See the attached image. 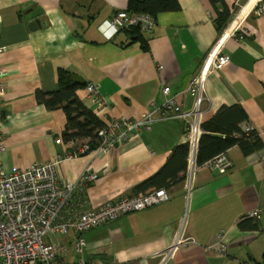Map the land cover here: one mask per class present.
Segmentation results:
<instances>
[{
  "label": "crops",
  "instance_id": "obj_1",
  "mask_svg": "<svg viewBox=\"0 0 264 264\" xmlns=\"http://www.w3.org/2000/svg\"><path fill=\"white\" fill-rule=\"evenodd\" d=\"M130 1L142 0H0V70L5 90L0 107V174L24 171L55 160L60 183L77 181L84 171L98 179L75 193L73 204L98 207L120 196H137L134 188L154 176L174 147L186 143V123L155 113L150 130L116 143L108 154L96 151L74 157L70 140H63L68 114L63 106L49 109L37 97L49 99L60 90L59 78L76 76L75 95L104 126L120 118L139 119L170 93L182 111L194 109L185 93L199 74L211 49L221 39L218 13L234 17L243 38H228L219 50L229 63L211 71L203 82L200 110L203 123L222 107L239 106L264 145V12L252 0H177L179 8L156 16L150 33H118L102 37L98 26ZM242 3V4H241ZM264 3V2H263ZM243 5V6H242ZM242 17V18H241ZM41 27L31 31L29 23ZM69 82V81H67ZM95 84L105 101L93 105L85 86ZM90 140V139H89ZM91 146V144H90ZM92 142V149H95ZM230 167L219 174L207 165L195 172L187 193L185 181L170 187L169 201L126 214L85 234L86 264H254L264 254V147L248 156L234 146L225 153ZM259 208L257 231H242L238 223ZM186 214L183 236L196 245L174 243ZM224 234L225 255L218 235ZM68 240L67 244H70ZM207 247H212L206 250ZM66 259L74 262L70 250Z\"/></svg>",
  "mask_w": 264,
  "mask_h": 264
},
{
  "label": "built area",
  "instance_id": "obj_2",
  "mask_svg": "<svg viewBox=\"0 0 264 264\" xmlns=\"http://www.w3.org/2000/svg\"><path fill=\"white\" fill-rule=\"evenodd\" d=\"M264 0H256L257 13L264 12ZM242 7L240 8V10ZM239 13V12H238ZM237 15H234V18ZM232 20V21H233ZM232 21L221 32V39L205 57L199 74L190 82L185 93L193 98L194 109L182 111L171 95L169 87L162 90L164 101L160 106H154L149 113H144L139 119L120 118L111 120L96 131V148L90 147V140L77 144L76 139L68 142L74 150V157L86 155L91 151L108 154L112 147L128 140L132 135L151 129L158 113L162 119H180L186 123L187 168L184 181L187 193L192 178L199 167L196 164L198 144L204 134L202 129L203 113L200 110L202 88L206 76L214 70L229 63L227 55L221 54L219 45L222 41L236 37L241 40L243 32L239 24L230 27ZM155 19L147 14L134 13L128 10L117 11L112 19L103 21L98 30L107 41L118 33L130 29L138 33H150L155 27ZM4 71L0 70V107L5 90L1 82ZM86 93L93 105L99 109L105 107V101L99 93V87L88 83ZM245 133L253 131L251 126L243 127ZM3 137L0 134V153L3 152ZM60 160L47 163H36L24 171L0 174V264H86L85 234L109 222L115 221L126 214L136 213L169 201V193L165 189H156L137 196H120L117 200L106 202L98 207H90L86 201L77 205L73 199L77 191L87 189L98 179L96 172L86 170L77 181L60 183L56 174V166ZM205 165L219 174H224L230 167L225 154L216 156ZM262 210L256 208L248 211L243 219L257 224ZM186 214L181 219L179 229L172 246L164 255L165 258L181 246L196 245L191 237L183 236ZM224 234L218 235L217 244L220 255H225L226 245ZM70 240V244L67 242ZM212 247H207L210 250ZM73 252L75 261L66 259L69 251Z\"/></svg>",
  "mask_w": 264,
  "mask_h": 264
},
{
  "label": "trees",
  "instance_id": "obj_3",
  "mask_svg": "<svg viewBox=\"0 0 264 264\" xmlns=\"http://www.w3.org/2000/svg\"><path fill=\"white\" fill-rule=\"evenodd\" d=\"M178 8L177 0H142L130 1L128 4V11L147 14L154 19L160 13L173 12ZM230 18L231 16L225 11L218 13L217 27L220 32L224 30ZM125 32L140 35L134 29ZM58 82L60 90L57 93L49 99L38 94V99L49 109L57 106L64 107L68 114L67 127L63 134L64 141L73 138L90 139L92 148L96 131L103 127L102 123L78 100L75 95L76 85L67 82L66 76L60 77ZM245 121L246 115L241 107L232 106L220 108L209 121L204 122L202 124L204 134L199 140L196 164L202 166L234 146H237L244 156L262 149L264 145L254 130L249 133L243 131L242 124ZM187 151L186 143L174 147L165 165L154 176L135 187V193L145 194L156 189L168 190L183 182L187 168ZM238 227L242 231L254 232L258 230L257 224L248 219H241ZM254 264H264V254L260 262Z\"/></svg>",
  "mask_w": 264,
  "mask_h": 264
},
{
  "label": "water",
  "instance_id": "obj_4",
  "mask_svg": "<svg viewBox=\"0 0 264 264\" xmlns=\"http://www.w3.org/2000/svg\"><path fill=\"white\" fill-rule=\"evenodd\" d=\"M41 27V25H40V23L37 21V20H35V21H33V22H31V23H29V25H28V28H29V30H31V31H34V30H37L38 28H40ZM67 81H69V82H75V83H78V84H83V82L82 81H80L76 76H74V75H69L68 77H67Z\"/></svg>",
  "mask_w": 264,
  "mask_h": 264
},
{
  "label": "rangeland",
  "instance_id": "obj_5",
  "mask_svg": "<svg viewBox=\"0 0 264 264\" xmlns=\"http://www.w3.org/2000/svg\"><path fill=\"white\" fill-rule=\"evenodd\" d=\"M241 4H242V3H241ZM242 6H243V5H242ZM242 9H243V7H242ZM239 11H240V8H238V9L236 10L235 15H237ZM232 20H233V17H231V18L229 19L227 25H228ZM227 25H226V26H227ZM225 28H226V27H225Z\"/></svg>",
  "mask_w": 264,
  "mask_h": 264
},
{
  "label": "bare ground",
  "instance_id": "obj_6",
  "mask_svg": "<svg viewBox=\"0 0 264 264\" xmlns=\"http://www.w3.org/2000/svg\"><path fill=\"white\" fill-rule=\"evenodd\" d=\"M255 1H256V0H252V1L249 3V8L252 7V6L254 5ZM241 18H242V17H241ZM240 20H241V19H240ZM240 20H239V21H240ZM239 21H238V22H239ZM238 22H237V24H238ZM237 24H236V25H237ZM230 27H231V26H230Z\"/></svg>",
  "mask_w": 264,
  "mask_h": 264
}]
</instances>
